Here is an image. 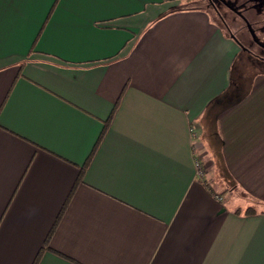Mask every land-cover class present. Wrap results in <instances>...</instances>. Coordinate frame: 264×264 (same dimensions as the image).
<instances>
[{
	"label": "crops",
	"instance_id": "obj_1",
	"mask_svg": "<svg viewBox=\"0 0 264 264\" xmlns=\"http://www.w3.org/2000/svg\"><path fill=\"white\" fill-rule=\"evenodd\" d=\"M256 62L203 0H0V264H264Z\"/></svg>",
	"mask_w": 264,
	"mask_h": 264
},
{
	"label": "flooded vegetation",
	"instance_id": "obj_2",
	"mask_svg": "<svg viewBox=\"0 0 264 264\" xmlns=\"http://www.w3.org/2000/svg\"><path fill=\"white\" fill-rule=\"evenodd\" d=\"M203 5L264 67V0H203Z\"/></svg>",
	"mask_w": 264,
	"mask_h": 264
},
{
	"label": "trees",
	"instance_id": "obj_3",
	"mask_svg": "<svg viewBox=\"0 0 264 264\" xmlns=\"http://www.w3.org/2000/svg\"><path fill=\"white\" fill-rule=\"evenodd\" d=\"M217 162H218V164H220L221 165V162L220 161H218L217 160ZM220 174L223 176L225 173H224V171H223V169H222V167H221V171H220ZM221 178V177H220ZM224 178H225V180H226V182L228 183V185H229V188H232L233 187V183L232 182H229V179L227 178V176L225 177V175H224ZM256 205H249V206H246L242 211L241 210H239V208H237L236 209V212L237 213H243V214H247V215H249V214H253V213H255V211H256Z\"/></svg>",
	"mask_w": 264,
	"mask_h": 264
},
{
	"label": "rangeland",
	"instance_id": "obj_4",
	"mask_svg": "<svg viewBox=\"0 0 264 264\" xmlns=\"http://www.w3.org/2000/svg\"><path fill=\"white\" fill-rule=\"evenodd\" d=\"M212 15V14H211ZM257 62V65H259V66H261V67H263V65H262V63L260 62V61H258V60H256ZM199 165H200V168H201V162H199ZM233 201V200H232ZM231 204H235V203H233V202H230ZM238 205H240L242 208L244 207V203H243V201H239V204ZM256 208H260L259 206H256Z\"/></svg>",
	"mask_w": 264,
	"mask_h": 264
},
{
	"label": "built area",
	"instance_id": "obj_5",
	"mask_svg": "<svg viewBox=\"0 0 264 264\" xmlns=\"http://www.w3.org/2000/svg\"><path fill=\"white\" fill-rule=\"evenodd\" d=\"M195 164H196V168H197V174L201 175L202 174V170L200 168L199 161H196Z\"/></svg>",
	"mask_w": 264,
	"mask_h": 264
}]
</instances>
